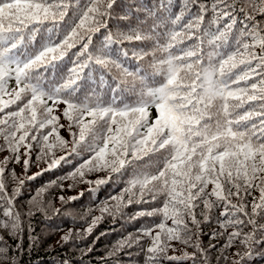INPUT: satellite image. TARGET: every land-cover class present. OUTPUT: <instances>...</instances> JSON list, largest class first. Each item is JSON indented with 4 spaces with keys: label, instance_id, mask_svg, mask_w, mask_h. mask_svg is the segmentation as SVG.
I'll return each mask as SVG.
<instances>
[{
    "label": "snow or ice",
    "instance_id": "snow-or-ice-1",
    "mask_svg": "<svg viewBox=\"0 0 264 264\" xmlns=\"http://www.w3.org/2000/svg\"><path fill=\"white\" fill-rule=\"evenodd\" d=\"M116 3L0 0V151L9 153L0 158V229L13 238L23 232L15 201L33 151L37 161L47 163L42 171H48L83 149L88 158L65 179L100 186L112 174L131 170L119 195L92 218L87 234L104 214H122L134 204L160 205L133 214V220L159 217V222L122 238L110 256L148 240L141 248L143 264L197 256L208 264L200 226L217 208L222 231L212 235H226L223 251L239 241L251 255L254 244L264 243V238L257 241L264 233V19H257L264 17V0L178 5L158 0L151 7L130 6L117 17L127 26L113 31L109 22ZM57 151L65 154L57 157ZM22 156L23 171L17 175L9 165L20 164ZM153 156L152 170L139 166ZM101 171L108 176L86 179ZM6 176L17 185L11 194ZM46 191L37 190L30 205L42 210ZM33 214L30 207L27 215ZM70 236L71 230L61 239ZM173 242L194 251L168 255L175 251ZM8 251L0 246V259ZM233 256L244 258L239 250Z\"/></svg>",
    "mask_w": 264,
    "mask_h": 264
},
{
    "label": "trees",
    "instance_id": "trees-1",
    "mask_svg": "<svg viewBox=\"0 0 264 264\" xmlns=\"http://www.w3.org/2000/svg\"><path fill=\"white\" fill-rule=\"evenodd\" d=\"M182 0H173L174 5H178ZM204 2V0H200ZM244 0H238V3L243 4ZM158 3V0H117L114 6V17L109 22L110 28L115 31L118 26L124 28L128 21L120 20L117 17L124 15L129 7L135 8L143 4L146 7ZM173 11H178V7H174ZM71 14V13H70ZM141 19L144 18L143 13H139ZM239 21L244 20L243 14H237ZM258 20L264 17L257 16ZM134 22V21H133ZM100 36L94 38L99 41ZM138 45H125V47H136ZM14 86V82H12ZM155 115V113H153ZM62 123H66L63 119ZM61 135L66 139H71L69 133L63 129L60 130ZM79 155L71 154L66 156L60 165L48 171H42L47 168V163L43 160L37 161V152L33 151L30 166L26 173V177L33 179H25L24 185L21 187L16 201L15 207L22 214L23 232L13 238L7 231L0 229V235L4 238V246L9 249L6 259H0V264H143L144 253L141 248H146L150 241L142 240L140 245L133 244L130 248H124L115 255H109L122 238L128 237L130 233L136 234L137 229L145 225H151L159 222V217H141L133 220L131 217L134 213L141 209L151 210L153 207H159L158 202H152L144 205H132L123 210L122 214L109 215L104 214L97 222L91 234H87L85 229L91 224L92 218L100 216L99 208L105 202H110L111 196L119 195L121 189L126 185L129 178L130 169L123 175L117 173L112 174L111 179L107 183L96 186L76 181L65 179L84 159L88 158L89 153L86 150L78 149ZM64 152L57 151V157L64 155ZM9 153L0 151V158L8 156ZM20 164L12 163L9 169L14 168L17 175H21L23 171L22 161ZM156 157H146L140 162L139 166L144 170H152L150 165L154 164ZM41 173L40 175H35ZM108 173L105 171L95 172L86 175L87 180L95 181L98 178H105ZM8 184V192L11 194L12 189L17 185L11 182L6 176ZM55 182V183H53ZM75 183V187L69 189V185ZM63 185V188L60 185ZM46 187L47 191L43 194V199L46 201L42 210L30 205L31 198L37 190ZM89 189H94L89 191ZM83 191V195L79 199L68 201V197L78 196ZM65 197L62 202L59 197ZM253 196H259L258 191L253 192ZM249 211L251 210L252 196L247 197ZM233 203L238 201L233 198ZM31 207L32 216H28L27 212ZM58 210V211H57ZM221 208L212 211L211 219L208 222L201 223V235L199 236L202 247L206 250L208 264H233V260H240V264H264V243H256L252 246L251 255H245L249 250L243 245L236 244L223 251V245L226 242L225 236H213V232H221L218 224V219ZM0 219H4L0 215ZM202 220V217L198 216ZM264 223V220L260 221ZM171 223L170 221L168 222ZM71 230L70 239L64 242L61 238ZM232 229L229 228L230 232ZM249 229H245L248 231ZM264 238V233L257 234V241ZM175 251L169 249L168 255H182L184 252L192 253V247H186L178 242H173ZM215 247H210V246ZM91 249V251H89ZM239 250L241 260L238 256H233V253ZM221 256L227 259L220 258ZM162 264H200V256L194 260L185 261H168Z\"/></svg>",
    "mask_w": 264,
    "mask_h": 264
}]
</instances>
